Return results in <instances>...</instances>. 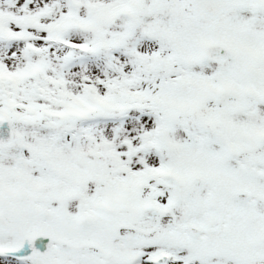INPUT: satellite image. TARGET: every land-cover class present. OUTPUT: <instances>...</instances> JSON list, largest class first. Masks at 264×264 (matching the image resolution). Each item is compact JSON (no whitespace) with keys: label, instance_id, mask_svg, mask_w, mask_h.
<instances>
[{"label":"snow or ice","instance_id":"obj_1","mask_svg":"<svg viewBox=\"0 0 264 264\" xmlns=\"http://www.w3.org/2000/svg\"><path fill=\"white\" fill-rule=\"evenodd\" d=\"M0 264H264V0H0Z\"/></svg>","mask_w":264,"mask_h":264}]
</instances>
